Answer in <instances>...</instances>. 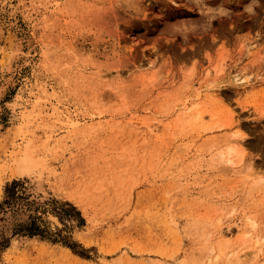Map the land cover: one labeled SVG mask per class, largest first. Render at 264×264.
Here are the masks:
<instances>
[{"label":"rangeland","instance_id":"obj_1","mask_svg":"<svg viewBox=\"0 0 264 264\" xmlns=\"http://www.w3.org/2000/svg\"><path fill=\"white\" fill-rule=\"evenodd\" d=\"M0 72V264H264V0H0Z\"/></svg>","mask_w":264,"mask_h":264},{"label":"bare ground","instance_id":"obj_2","mask_svg":"<svg viewBox=\"0 0 264 264\" xmlns=\"http://www.w3.org/2000/svg\"><path fill=\"white\" fill-rule=\"evenodd\" d=\"M9 65H10V63H9ZM9 65H8V69H10ZM0 75H1V77H3L2 72H0ZM234 79L237 81L240 78L235 76ZM214 95H216V96L219 95L217 90L214 91ZM0 126H1V124H0ZM242 143H243L242 140H239V139L233 140V146L230 147V153L237 152L238 149H240ZM34 159H35L34 155L28 149V145L26 147H23V148L20 147V149H18V151L13 156L12 160L9 162V169L11 171V174L14 176H20V175H24L26 173H29L31 171V169L34 167V163L36 162ZM239 162H242V157H239ZM235 164H238V162H235ZM0 179H1V177H0ZM249 224L250 223H244L243 222V223L239 224L238 227L241 229H243V228L248 229L247 226ZM220 227L221 226H219L217 228L216 232H217L218 236L223 238V237H225V234H224V231Z\"/></svg>","mask_w":264,"mask_h":264},{"label":"trees","instance_id":"obj_3","mask_svg":"<svg viewBox=\"0 0 264 264\" xmlns=\"http://www.w3.org/2000/svg\"><path fill=\"white\" fill-rule=\"evenodd\" d=\"M18 184V182H14L8 189H7V193L9 194L8 196H9V199H7L6 200V202L7 203H10V193H11V190L16 186ZM7 196V197H8ZM2 203L0 204V209L2 208ZM30 229V233L32 234V235H36L33 231H34V227L32 226L31 228H29Z\"/></svg>","mask_w":264,"mask_h":264}]
</instances>
